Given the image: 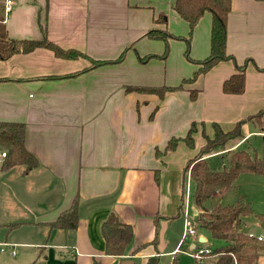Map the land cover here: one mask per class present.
Returning <instances> with one entry per match:
<instances>
[{
  "label": "crops",
  "instance_id": "obj_1",
  "mask_svg": "<svg viewBox=\"0 0 264 264\" xmlns=\"http://www.w3.org/2000/svg\"><path fill=\"white\" fill-rule=\"evenodd\" d=\"M4 1L0 15L10 39L45 37L64 50L108 63L94 67L84 58H57L45 48L0 61V122L24 124L25 147L37 159L29 171L22 165L0 171V253L7 252L0 262L19 263L17 247L30 250L26 258L32 264H145L155 256L173 262L186 240L190 252L206 248L204 233L182 239L178 208L189 178L183 171L205 138L213 137V123L227 132L264 109V1L230 0L226 48L234 61H222L199 77L195 100L188 87L163 100L125 91L179 84L178 77L167 83L165 63L146 58L162 59L160 40L148 33L165 29L159 15L166 28L167 20L179 19L172 10L175 0H166L170 17L164 0H12L6 17ZM210 23L206 13L193 30L196 60L209 55ZM241 66L244 92L224 94L223 82ZM84 70L75 77L46 79ZM192 123L197 131L191 148L183 139ZM254 130L243 125L242 137L226 148L263 138L264 128ZM171 138L180 140L175 150L158 158L156 150L163 152ZM76 198V229H52L49 224ZM110 213L133 231L120 257L104 251L100 227Z\"/></svg>",
  "mask_w": 264,
  "mask_h": 264
},
{
  "label": "trees",
  "instance_id": "obj_2",
  "mask_svg": "<svg viewBox=\"0 0 264 264\" xmlns=\"http://www.w3.org/2000/svg\"><path fill=\"white\" fill-rule=\"evenodd\" d=\"M172 10L179 19L187 24L189 35L193 33L195 26L204 14L210 15V52L208 57L202 60H193L188 56L189 61L198 68L193 72L192 77L181 80L177 86L128 87L125 89L126 92L152 94L163 100L164 96L169 93L186 91V86L195 83L199 77L205 75L218 63L228 60L234 61V58L227 53L226 48L227 20L231 10L230 0H175ZM163 17L164 15H159L161 23L164 24ZM159 18L156 22L159 21ZM148 37L163 41L166 48L168 39H178L177 36L167 33L166 30H151ZM186 41L189 45V41ZM36 48L50 50L54 56L65 60L84 58L91 61L94 67L108 63L94 61L75 50H64L45 37L38 41L10 39L7 35L4 18L0 15V61H5L18 53H29ZM148 57L152 58L151 56L146 58ZM243 68V66L237 67L236 73L223 82L222 91L224 94L240 95L244 92ZM86 71L62 77L50 76L46 79L70 78ZM187 91L190 99L195 100L198 94L197 90L190 89ZM245 124H251L255 130H258L256 132L263 130L264 109L253 116L240 120L227 132L222 131L216 123H213L211 125L214 132L213 137L205 138V144L199 149L197 155L186 164L183 171L184 175H188L189 181L194 184L192 203L197 211L194 217L197 232L200 230L204 234L208 233L212 240L222 244L221 247L206 256L207 258H214L213 264H258L259 258L264 255V241L258 240L257 236L249 233L247 224L244 222L251 217L259 223L260 227L264 228V216L254 214L250 203L243 196H238L235 202L229 205H214L212 203L215 198H222L225 192L234 188L241 174H253L264 178V136L260 157L251 155L245 149H241V146L235 149L226 148L229 142L242 137L241 128ZM196 126L195 123H192L183 139L185 144L191 148L194 147L192 136L197 131ZM24 140V124L0 122V153L5 154L0 164V171L17 165L25 166L26 171H29L36 166L37 159L27 151ZM179 141V139L171 138L163 152L156 150L158 158L167 152L174 151ZM212 157L217 158L216 166H210L208 162ZM77 209L78 199L76 198L67 211L49 224L50 227L62 231L75 230L78 224ZM182 210L183 199L178 208L179 215ZM100 232L104 239V251L107 256H123L133 240L132 227L122 223L114 213H110L101 224ZM145 264H158V257L149 258ZM171 264H175V261ZM194 264H201V260H194Z\"/></svg>",
  "mask_w": 264,
  "mask_h": 264
},
{
  "label": "rangeland",
  "instance_id": "obj_3",
  "mask_svg": "<svg viewBox=\"0 0 264 264\" xmlns=\"http://www.w3.org/2000/svg\"><path fill=\"white\" fill-rule=\"evenodd\" d=\"M164 4V13L167 14V1H163ZM170 17V16H169ZM164 18V17H163ZM179 20V22H178ZM177 21H166L167 22V28L165 27V23L161 24L163 25L164 30L167 31V33L177 36V38L173 39H168L167 40V48L166 45L163 41H159V45L162 47V54H160L162 57L161 58H151V59H158L162 61V64L164 66V63L166 65V81L167 83H170L168 81H172L174 77H178V83L181 82L182 76H191L193 74V69L192 67H195V65L189 61L188 56L196 60L192 54V38L193 34L189 35V29L187 24L181 20L178 19ZM186 28V30H185ZM184 29V33H182V30ZM163 30V29H162ZM161 30V31H162ZM163 30V31H164ZM189 41V45H187V41ZM149 59V60H151ZM205 59V58H204ZM181 76V78H179ZM185 78V77H184ZM201 78V77H200ZM175 79V78H174ZM200 80V79H198ZM196 81L192 85H188L186 87L191 88V89H199L200 88V81ZM168 86V85H167ZM225 122H223L224 124ZM251 129V127H250ZM253 130V129H252ZM255 131V130H254ZM258 131V130H256ZM236 140V139H235ZM233 140V141H235ZM262 137H251L246 144L241 146V149H245L247 152H249L251 155H256L260 157L261 155V150H262ZM1 154V153H0ZM3 158L0 160V164L2 163ZM209 164L210 166H216L217 158L212 157L209 159ZM194 192V184L189 181V178H185L184 180V193H183V211H182V218L184 219L183 212H186L188 215V218L194 219L193 215V203H192V194ZM238 196H243L245 197L246 201L250 203L251 209L254 214L258 215H263L264 216V178L253 175V174H241L235 184V187L232 188L231 190L225 192L219 199L215 198L212 203L215 205H229L235 202ZM213 205V206H214ZM212 207V206H211ZM211 209V208H210ZM244 222L248 224V229L249 233L252 235H255L258 237H261L262 240L264 241V228L260 227L259 223L252 219L251 217L247 218ZM203 234L202 231L198 230V235ZM3 235V233H2ZM206 238V248L210 249L211 252L215 251L219 247L222 246L221 242L214 241L211 239L210 235L204 234ZM187 241V240H186ZM185 241V245H183L180 250L179 254L175 256V264H194V259L191 256V252L187 250L186 244L187 242ZM6 250V249H5ZM4 250V251H5ZM30 250L24 249L23 247H17L16 249V255H22L21 257L17 259L19 263H15V259H10L11 261L6 262L4 261L3 264H32L31 262H27V255ZM7 252L0 253V261L5 257ZM204 260V262H203ZM214 258H207L204 257L201 260V264H213L214 263ZM171 259L169 258H164V259H159L158 264H171ZM0 264H2L0 262ZM258 264H264V255L261 256L258 260Z\"/></svg>",
  "mask_w": 264,
  "mask_h": 264
},
{
  "label": "built area",
  "instance_id": "obj_4",
  "mask_svg": "<svg viewBox=\"0 0 264 264\" xmlns=\"http://www.w3.org/2000/svg\"><path fill=\"white\" fill-rule=\"evenodd\" d=\"M13 5H14V2L12 0H5L4 1L3 11L5 14V17L11 12ZM4 21H5V19H4ZM4 157H5V154L1 153L0 158H4ZM182 236H183V238H182L183 240L186 238H189V237L197 238V236H198L197 229L194 225V219L188 218V215L186 212H184V231H183ZM257 238H258V240H262V238L259 236ZM202 245H203V243H202ZM210 253H211L210 249L203 247V248H198V249H195L194 251H192L191 256L194 260L200 261L202 259V257L207 256Z\"/></svg>",
  "mask_w": 264,
  "mask_h": 264
},
{
  "label": "water",
  "instance_id": "obj_5",
  "mask_svg": "<svg viewBox=\"0 0 264 264\" xmlns=\"http://www.w3.org/2000/svg\"><path fill=\"white\" fill-rule=\"evenodd\" d=\"M198 242L200 244L204 243V239L202 236H199ZM119 264H132V261L131 260H122Z\"/></svg>",
  "mask_w": 264,
  "mask_h": 264
}]
</instances>
